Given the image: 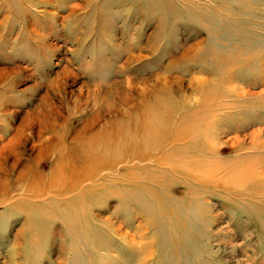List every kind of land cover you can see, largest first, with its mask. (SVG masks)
<instances>
[{"label": "rangeland", "instance_id": "rangeland-1", "mask_svg": "<svg viewBox=\"0 0 264 264\" xmlns=\"http://www.w3.org/2000/svg\"><path fill=\"white\" fill-rule=\"evenodd\" d=\"M143 104L149 159L47 190ZM215 128L264 164V0H0V264H264V194L186 171Z\"/></svg>", "mask_w": 264, "mask_h": 264}, {"label": "bare ground", "instance_id": "bare-ground-1", "mask_svg": "<svg viewBox=\"0 0 264 264\" xmlns=\"http://www.w3.org/2000/svg\"><path fill=\"white\" fill-rule=\"evenodd\" d=\"M234 87L233 89L236 90V88ZM241 91H237V92H241ZM245 91L246 90L242 92H245ZM243 94L245 95V93ZM145 106L143 104V107L140 108L141 110L140 112H138L140 119L138 117L137 120L134 121L136 123L133 126L130 120V122L127 123V125L124 127H122L121 125H118V126L109 127L107 131L106 129H101V132L105 131V134L102 135L101 137L100 148L97 149L94 153H90L89 149H85L83 150V153H81L79 158H75V157L73 158L70 155L71 157L67 158L69 160V162L67 163L65 162V158L62 157L64 155H60L61 157H59V159L57 160V163L59 165V169H58L59 172H56V175H54L55 177L53 178V181L52 183H50L47 190H56V191H61L62 193L71 192L73 190L79 191V190H82V188L85 189L86 184L87 185L93 184L94 182L92 183V181L93 180L95 181L96 177L98 178V176L99 177L102 176V173L105 174V173L112 172V170H114V168L120 163L129 162L134 159H137L140 161H143L146 158L149 159L150 158L149 155L145 154L144 152H141L140 149L138 152H133V154L131 155L132 156L131 159H128L124 156L125 150L126 149L128 150L132 142H135L136 145H138L139 143L147 144L150 142V140L153 142L157 138V136L155 135L156 131L160 132V130L157 129V126H154V123L152 122V120L149 119L151 117L150 115L153 114V111L150 108V105L146 107ZM201 114H202L201 117L203 119V122L205 120L204 118H208L207 120H209V118L210 119L212 118V116L208 113L206 114L201 113ZM214 118H216L215 114H214L213 119ZM207 120L205 121L207 122ZM209 121L213 122L215 120H209ZM210 122L208 123L210 124ZM199 126L200 125L196 127H199ZM116 127L119 129V132L114 131L117 129ZM119 127L123 128V130L120 129ZM196 132H193L192 135L196 134ZM218 133L219 131L217 130V128L213 130L212 134L207 133V135H209L212 140L210 143L208 142V144L202 146V150H205L207 155L205 156L204 160H201V162L199 160H192V161L188 160L186 164L187 165L189 164L190 167H189V170H186V171L194 175L192 177L194 178L196 177V180L198 182L203 181L201 179H210L217 183L221 182L224 185L222 187H225L227 189L236 190L237 192H240L241 195L242 194L245 195L246 193L248 196L255 197L257 195L260 196L264 194V164L261 163L262 159L258 155H255L253 153L252 154L245 153V155L239 156L240 158L237 157V159L228 160V161H224V159L222 160V159L213 158V154L219 151L220 149L219 145H221V143L219 142ZM104 136L105 137L108 136V138L104 139L103 138ZM175 136H177V138L174 139L175 142L184 140L182 139V137H180V134L178 133H176ZM78 137L74 139L77 140ZM229 140H232V146L237 148L240 145L241 137L239 135H235L229 138ZM95 141H97V139H95ZM152 142L151 144L153 148L155 142L154 143ZM260 146L258 147L256 145L248 146L246 147L248 150L246 152H249L250 150V152L252 151L256 153V151H258L257 149H259ZM98 152L100 153L105 152V155L106 154L108 155H106L104 158L102 157L101 159H99L100 157H96L97 155L96 153ZM66 156H67V153H66ZM63 159H64L65 164H62L64 163L62 161ZM177 165H178V161H176V163L174 162V165H172L173 168H175V170H177L179 166ZM257 177H261V178H257ZM256 178L258 180L259 179L261 180L259 181L263 185V187L260 188V190H257L255 188H247V185L250 181L251 182L258 181L256 180ZM38 192H35V193L41 194V191H38Z\"/></svg>", "mask_w": 264, "mask_h": 264}]
</instances>
